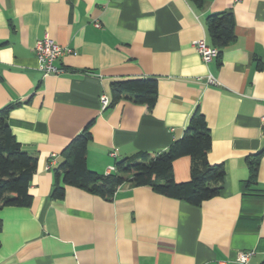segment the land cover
Segmentation results:
<instances>
[{"label":"crops","instance_id":"crops-1","mask_svg":"<svg viewBox=\"0 0 264 264\" xmlns=\"http://www.w3.org/2000/svg\"><path fill=\"white\" fill-rule=\"evenodd\" d=\"M226 13L234 39L205 63L192 43L215 48L207 21ZM43 37L75 52L55 62L57 75L38 70ZM137 79L156 80L153 108L121 99L101 110L113 83ZM8 104L37 168L31 204L0 207V264H236L250 250L249 264H264V0H0V109ZM196 109L211 137L206 160L225 173L217 196L194 206L123 184L110 200L70 186L51 198L64 149L87 124V168L107 175L138 152L166 151ZM190 167L176 159L174 181Z\"/></svg>","mask_w":264,"mask_h":264},{"label":"trees","instance_id":"trees-1","mask_svg":"<svg viewBox=\"0 0 264 264\" xmlns=\"http://www.w3.org/2000/svg\"><path fill=\"white\" fill-rule=\"evenodd\" d=\"M202 4V0H193ZM233 17L230 13L211 16L207 21L208 32L214 47L220 50L234 39ZM111 104L127 99L135 104L153 108L157 99V82L154 79H137L115 82L111 86ZM17 104L0 109V207H28L31 204L29 186L37 168V159L22 150L15 139L7 118ZM91 123L65 147L63 162L58 174L62 183H56L51 194L62 199L67 186L85 190L105 200H110L115 190L123 184L148 187L162 196L182 200L198 206L217 196L224 178L222 165H209L206 155L211 148V137L205 119L199 110L191 115L181 139L174 141L166 151L159 153L138 152L128 159L115 163V171L99 175L87 168L86 151L91 141ZM191 158L190 178L176 183L173 179V162L182 157ZM249 183L256 176L258 157H249ZM1 229V222H0Z\"/></svg>","mask_w":264,"mask_h":264},{"label":"built area","instance_id":"built-area-1","mask_svg":"<svg viewBox=\"0 0 264 264\" xmlns=\"http://www.w3.org/2000/svg\"><path fill=\"white\" fill-rule=\"evenodd\" d=\"M238 1V0H237ZM96 28H99V24L96 22L94 23ZM192 47L196 51V53L200 56L203 62H209L212 59H215L218 56V50L216 48L208 46L204 40H196L192 43ZM34 52L36 56V61L38 64V70L40 71L43 77H47L49 75H57L59 74L62 69L55 66V62L66 54H74L75 52L68 48L63 47L57 43H55L49 37H43L42 39L36 42L34 47ZM207 83L211 85H216V81L214 78L209 76L207 78ZM100 104L101 110H104L109 105V99L106 95L100 96ZM260 136L264 140V114L261 115L260 119ZM115 156V154H111ZM53 156L48 163V167L53 161ZM114 167L108 169L109 172L114 171ZM254 255V251H241L237 254L235 262L236 264H249L251 257ZM223 264V263H221Z\"/></svg>","mask_w":264,"mask_h":264}]
</instances>
